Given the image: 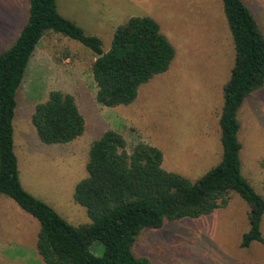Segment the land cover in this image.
Segmentation results:
<instances>
[{"label":"rangeland","instance_id":"1","mask_svg":"<svg viewBox=\"0 0 264 264\" xmlns=\"http://www.w3.org/2000/svg\"><path fill=\"white\" fill-rule=\"evenodd\" d=\"M264 31V0H244ZM61 14L111 46L114 32L132 16H151L176 49L168 71L141 86L130 105L107 107L96 101L93 51L53 31L37 46L18 92L15 143L24 187L75 226L91 221L74 198L88 175L94 140L106 130L122 133L128 149L143 140L164 153L163 167L196 180L222 159L219 118L224 86L236 50L223 0H57ZM30 0H0V53L27 22ZM52 90L71 93L87 119L83 135L69 143L40 140L32 114ZM242 171L264 196V87L240 111ZM249 205L233 193L225 207L144 232L137 252L157 264H264V242L243 247ZM39 221L12 198L0 195V264H47L38 252ZM264 237V216L261 225ZM37 231V232H36ZM102 255L104 245H92Z\"/></svg>","mask_w":264,"mask_h":264},{"label":"trees","instance_id":"2","mask_svg":"<svg viewBox=\"0 0 264 264\" xmlns=\"http://www.w3.org/2000/svg\"><path fill=\"white\" fill-rule=\"evenodd\" d=\"M235 45V63L224 86L219 125L221 161L196 180L163 167V151L146 141L131 150L124 135L108 129L94 140L75 200L87 208L89 223L75 226L54 207L28 191L20 178L14 119L18 92L31 58L49 31L79 41L96 55L92 73L96 101L107 107L130 105L142 85L169 70L176 49L151 16H132L118 26L111 46L58 8L57 0H30L27 22L12 45L0 53V195L12 198L40 223L37 248L47 264H157L137 252L141 235L184 218L209 215L238 193L249 205L243 247L264 242V196L242 171L240 111L264 87V31L244 0H223ZM40 140L69 143L84 134L87 119L76 97L52 90L32 114ZM104 245L102 255L92 245Z\"/></svg>","mask_w":264,"mask_h":264},{"label":"crops","instance_id":"3","mask_svg":"<svg viewBox=\"0 0 264 264\" xmlns=\"http://www.w3.org/2000/svg\"><path fill=\"white\" fill-rule=\"evenodd\" d=\"M18 107V106H17ZM16 112H17V110H16ZM16 117V116H15ZM14 122H15V119H14ZM14 129H15V126H14ZM15 150H16V143H15ZM37 232V231H36ZM39 233V232H38ZM37 233V234H38Z\"/></svg>","mask_w":264,"mask_h":264}]
</instances>
